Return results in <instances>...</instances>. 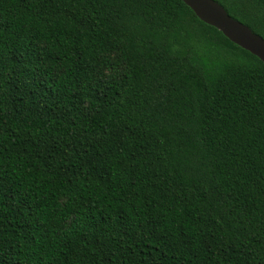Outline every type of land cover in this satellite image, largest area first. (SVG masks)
<instances>
[{"label":"trees","instance_id":"1","mask_svg":"<svg viewBox=\"0 0 264 264\" xmlns=\"http://www.w3.org/2000/svg\"><path fill=\"white\" fill-rule=\"evenodd\" d=\"M0 264H264V64L181 0H0Z\"/></svg>","mask_w":264,"mask_h":264},{"label":"water","instance_id":"2","mask_svg":"<svg viewBox=\"0 0 264 264\" xmlns=\"http://www.w3.org/2000/svg\"><path fill=\"white\" fill-rule=\"evenodd\" d=\"M194 15L230 42L257 57L264 64V39L247 26L231 18L214 0H181Z\"/></svg>","mask_w":264,"mask_h":264}]
</instances>
